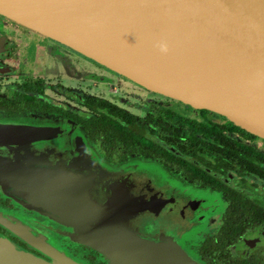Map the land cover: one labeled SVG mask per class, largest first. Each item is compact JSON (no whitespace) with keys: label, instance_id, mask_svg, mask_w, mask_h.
I'll return each instance as SVG.
<instances>
[{"label":"water","instance_id":"water-1","mask_svg":"<svg viewBox=\"0 0 264 264\" xmlns=\"http://www.w3.org/2000/svg\"><path fill=\"white\" fill-rule=\"evenodd\" d=\"M0 15L264 139V0H0ZM136 170L103 164L66 124L0 120V193L34 214L0 223L42 255L0 238V264H87L61 239L106 264H197L181 253L196 229L181 190Z\"/></svg>","mask_w":264,"mask_h":264},{"label":"flooded vegetation","instance_id":"flooded-vegetation-1","mask_svg":"<svg viewBox=\"0 0 264 264\" xmlns=\"http://www.w3.org/2000/svg\"><path fill=\"white\" fill-rule=\"evenodd\" d=\"M30 117L76 129L112 169L134 168L140 176L156 170L180 189L181 225H196L187 237L183 233L185 257L197 264H264L263 138L0 15V120ZM4 216L34 214L0 193ZM0 238L42 256L1 223ZM56 244L82 262L106 264L88 247L65 239Z\"/></svg>","mask_w":264,"mask_h":264},{"label":"rangeland","instance_id":"rangeland-1","mask_svg":"<svg viewBox=\"0 0 264 264\" xmlns=\"http://www.w3.org/2000/svg\"><path fill=\"white\" fill-rule=\"evenodd\" d=\"M73 253H82V254H86L88 251L85 249V248H76V249H74V248H71L70 249ZM103 260V259H102Z\"/></svg>","mask_w":264,"mask_h":264}]
</instances>
